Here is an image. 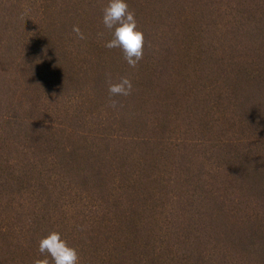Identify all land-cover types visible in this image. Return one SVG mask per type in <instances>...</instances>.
Instances as JSON below:
<instances>
[{"label":"trees","instance_id":"trees-1","mask_svg":"<svg viewBox=\"0 0 264 264\" xmlns=\"http://www.w3.org/2000/svg\"><path fill=\"white\" fill-rule=\"evenodd\" d=\"M127 2L136 69L108 0H0V264L52 230L80 264H264V0Z\"/></svg>","mask_w":264,"mask_h":264},{"label":"clouds","instance_id":"clouds-1","mask_svg":"<svg viewBox=\"0 0 264 264\" xmlns=\"http://www.w3.org/2000/svg\"><path fill=\"white\" fill-rule=\"evenodd\" d=\"M102 24L112 34L104 46L120 49L128 66L136 69L144 57L145 33L138 27L136 14L127 0H108L102 9ZM72 31L78 39H86L78 25H73ZM103 36V32L98 33L99 38ZM106 81L109 94L107 106L119 112L124 104L118 97L127 98L135 91L132 77L125 74L113 80L111 74L107 73ZM39 253L40 258L35 259L33 264H80L79 250L70 245L58 230L48 232L39 240Z\"/></svg>","mask_w":264,"mask_h":264}]
</instances>
